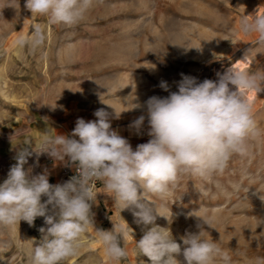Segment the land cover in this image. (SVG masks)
Returning <instances> with one entry per match:
<instances>
[{
    "label": "rangeland",
    "instance_id": "374dc122",
    "mask_svg": "<svg viewBox=\"0 0 264 264\" xmlns=\"http://www.w3.org/2000/svg\"><path fill=\"white\" fill-rule=\"evenodd\" d=\"M25 2L0 0V183L16 162L18 148L27 146L22 145L25 141L30 139L39 151L44 136H70L78 118L94 120L99 108L121 113L111 126L133 150L147 143L146 110L132 108L153 95L167 96L159 87L162 80L176 91L181 73L202 82L217 81V74L230 67L264 72V47L256 34L240 30L245 15H264V0H97L85 20L72 28L32 16ZM34 25L44 30L45 41L32 52L15 41L29 37ZM246 98L260 130L248 140L247 155H233L222 173L208 178L181 174L163 200L147 197L161 215L171 218L173 213L171 223L161 216L156 223L169 228L181 245L186 231H198L199 218L189 214L210 218L212 228L204 225L206 235L229 251L233 264L264 256V91L247 92ZM141 115L146 118L137 132L131 125ZM61 162L33 153L25 169L31 168L32 175L47 171L51 184H62L68 180ZM99 186L92 206L94 227L111 230L113 224L127 223L129 236L123 246L128 257L120 264H151L137 255L142 225L131 210L121 211L113 197L103 193L101 181ZM48 209L52 214L51 205ZM41 227H46L43 217L31 226L23 220L0 226V264H31ZM177 259L183 264L182 255ZM65 264H107L93 228L82 236L79 254Z\"/></svg>",
    "mask_w": 264,
    "mask_h": 264
},
{
    "label": "clouds",
    "instance_id": "9594fccd",
    "mask_svg": "<svg viewBox=\"0 0 264 264\" xmlns=\"http://www.w3.org/2000/svg\"><path fill=\"white\" fill-rule=\"evenodd\" d=\"M96 3L97 0H26L24 6L32 16L72 28L85 20ZM7 6L15 7L12 3ZM240 30L245 35L256 34L257 43L264 47V15H245ZM44 41V30L34 25L29 37L21 36L15 43L35 52ZM180 75L176 91L162 80L159 87L169 93L167 96L153 95L143 105L134 104L132 109L146 110L151 137L135 150L111 126V120L121 113H110L105 108L93 113L94 120L78 118L70 136H44L39 151L30 139L22 144L27 146L18 148L16 162L0 183V226L10 227L21 220L31 226L36 218H44L46 227L39 229V242L33 241L31 264H65L79 254L81 238L90 227L104 249L107 264H120L128 257L123 246L129 236L127 223L113 224L111 230L94 227V180L103 183V193L113 197L121 211L131 210L135 222L142 225V238L136 241L137 255L146 256L151 264H182L177 259L180 255L183 264H233L229 251L206 235L209 232L204 225L212 228L210 218L189 214L199 218L198 231H186L180 238L182 246L169 228L156 223L158 216L171 223L173 213L171 218L161 215L158 205L147 197L163 200L171 195L181 174L208 178L222 173L233 155H247L248 140L258 136L260 130L246 93L264 91V72L230 67L217 74V81L202 82ZM145 118L139 116L131 127L139 132ZM33 153H46L57 161L67 158L78 174L53 185L47 171L32 175L31 168L25 169ZM42 198L46 199L42 202ZM248 264H264V256H256Z\"/></svg>",
    "mask_w": 264,
    "mask_h": 264
},
{
    "label": "built area",
    "instance_id": "2783aa9c",
    "mask_svg": "<svg viewBox=\"0 0 264 264\" xmlns=\"http://www.w3.org/2000/svg\"><path fill=\"white\" fill-rule=\"evenodd\" d=\"M62 170H63L62 171V175L67 180L71 179L73 176H76L78 174L75 165L71 164L68 161V159H67V162H66V164H65V166L63 167ZM92 183H93V186H94V193H95V190H97V188L100 187L99 186L100 185V181L94 180Z\"/></svg>",
    "mask_w": 264,
    "mask_h": 264
},
{
    "label": "crops",
    "instance_id": "0c3cea01",
    "mask_svg": "<svg viewBox=\"0 0 264 264\" xmlns=\"http://www.w3.org/2000/svg\"><path fill=\"white\" fill-rule=\"evenodd\" d=\"M64 162H65V164H66V162H67V158H65ZM61 163H63V161H62Z\"/></svg>",
    "mask_w": 264,
    "mask_h": 264
}]
</instances>
